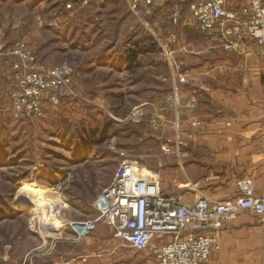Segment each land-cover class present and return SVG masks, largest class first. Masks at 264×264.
Listing matches in <instances>:
<instances>
[{"label": "rangeland", "instance_id": "obj_1", "mask_svg": "<svg viewBox=\"0 0 264 264\" xmlns=\"http://www.w3.org/2000/svg\"><path fill=\"white\" fill-rule=\"evenodd\" d=\"M189 2L180 1L182 22ZM181 24H172L167 4L154 6L139 18L124 0H0V44L14 45L23 40L48 65L69 62L76 71L75 87L80 94L58 108L47 104L40 119L16 121L8 110L14 79L8 72L7 58L0 60V131H5L8 150L17 152L10 153L7 166L0 167V194H10L14 183L28 180L49 185L52 199L59 197L62 203L65 199L69 202L67 208L57 207L60 232L43 230L35 206H19L15 190L13 202L22 213L0 222V264L9 262L3 258L4 252L25 253L38 241L44 246L42 249L51 251L58 249L59 241H71L61 248L68 249L75 241L69 226L61 228L64 221L94 216L90 204L112 182L123 159L160 154L161 133L157 129L162 127L149 123L151 114L145 113L138 121L128 118L140 105L148 111L154 106L170 108L169 96L178 85L171 76L179 73L175 65L165 68L156 64V58H171V48L181 37L191 41L196 50V32L181 34ZM144 30L161 47L165 40L167 48L157 50L156 43L155 53L141 57L145 67L137 69L140 82L132 85L130 74L118 72L114 66L120 64V54L124 56L127 47L144 36ZM144 72L156 79L148 80ZM119 78L118 89L114 84ZM85 141L92 149H84ZM13 160L15 163L11 164ZM149 166L156 168V161H150ZM55 167L59 173L54 181H49L45 170ZM15 179L17 183L13 182ZM46 212L58 221L48 207ZM59 236L62 238L54 239Z\"/></svg>", "mask_w": 264, "mask_h": 264}, {"label": "built area", "instance_id": "obj_2", "mask_svg": "<svg viewBox=\"0 0 264 264\" xmlns=\"http://www.w3.org/2000/svg\"><path fill=\"white\" fill-rule=\"evenodd\" d=\"M136 17L156 5L167 4L169 19L174 25L183 20L179 0H124ZM185 22L196 23L202 33L221 40L226 51L240 53L246 41L264 47V0H190ZM7 58L14 84L10 90L8 110L16 121L40 119L49 104L58 108L80 94L75 87L76 71L69 62L48 65L42 62L28 44L20 40L14 45L0 44V60ZM169 65H174L168 58ZM171 78L188 82L186 75ZM178 105V89L169 96ZM193 106V105H192ZM149 112V123L166 128L162 153L174 156L181 163L189 156V146L204 122L196 117L184 120L178 110L168 118L162 106L153 112L138 106L128 120L138 121ZM243 195L218 200L203 195L187 202L177 193H165L156 171L142 158H125L112 182L91 203V218L64 221L72 239L80 242L101 224L109 226L121 246L136 252L150 251L158 264H205L213 252L221 248V232L225 224L235 221L241 212L251 210L264 221V196L254 193L251 180L240 182ZM69 207L68 200L59 209ZM59 217L57 207H48ZM64 220V219H63ZM54 232H60L52 228ZM62 238L59 236L54 239Z\"/></svg>", "mask_w": 264, "mask_h": 264}, {"label": "crops", "instance_id": "obj_3", "mask_svg": "<svg viewBox=\"0 0 264 264\" xmlns=\"http://www.w3.org/2000/svg\"><path fill=\"white\" fill-rule=\"evenodd\" d=\"M181 25V34L196 32V50L182 37L171 48L169 59L179 75L189 80H174L178 105L175 108L171 101L169 109L163 107L164 114L173 118L176 109L184 120L196 117L204 126L183 163L162 153L169 133L166 128L157 129L160 154L142 158V162L147 166L156 161V168L149 167L157 172L163 192L180 194L187 202L203 195L218 200L236 198L243 195L240 182L246 179L251 180L255 195L264 196V47L248 40L240 53L226 51L220 39L202 33L197 24L184 21ZM164 42L162 50L167 48ZM38 242L25 253L6 251L3 258L15 264H158L149 250L141 254L121 246L105 224L68 249L61 250L71 241H59L58 249L52 251L42 249ZM205 264H264L262 216L245 210L225 224L221 248Z\"/></svg>", "mask_w": 264, "mask_h": 264}, {"label": "trees", "instance_id": "obj_4", "mask_svg": "<svg viewBox=\"0 0 264 264\" xmlns=\"http://www.w3.org/2000/svg\"><path fill=\"white\" fill-rule=\"evenodd\" d=\"M144 36L141 38V36L137 39H135V43L131 46L127 47V52L125 53L124 56H122L120 54L119 59L117 61H119V65H115L114 67H116L118 72L124 73L127 72L128 74H130V76L128 75L130 81L133 83L132 85H135L137 82H140V79H138L136 76V71L137 69H141L142 67H145V63L142 61V58L144 55L145 57L149 54H153L155 53L154 51H156L155 48H157V50L159 49L160 51L162 50V47L156 42L155 38L150 35L148 33V30H144L143 32ZM158 46L155 47L157 44ZM157 61L156 64L159 65H163L165 68L168 64L167 60H161L156 58ZM162 61V62H160ZM144 75L147 76V73L144 72ZM152 75V74H151ZM157 75V74H155ZM167 75V74H166ZM154 77L156 76H147L148 80H155ZM120 78L118 79V81L116 80L115 82V86L116 88H120ZM158 81V80H157ZM162 91V90H161ZM172 91V89H171ZM169 89V92H171ZM163 93V92H162ZM5 131L1 130L0 131V167L3 166H7L8 162L10 161L12 155H16L17 152H14L13 150H11V152L8 150L9 148V144H7L6 139L3 137ZM93 143V142H91ZM84 149H92V146H88V142H84ZM94 147V146H93ZM10 153L12 155H10ZM23 155V154H22ZM21 155V156H22ZM20 158V157H19ZM15 163V160H13L11 162ZM55 167V169L53 168H48L45 170V175H47L46 177L49 179V181H54L56 179V176L58 175V169ZM17 180L15 179L13 182H16ZM24 181V180H23ZM22 182V181H21ZM17 183V182H16ZM20 184V182H19ZM18 183L13 185L12 189H11V193L7 194V195H2L0 194V222L3 221H8L10 219H15L17 218L19 215H21L22 210L20 208L17 207V205L14 204L13 202V196H14V192L18 187ZM91 205V204H90ZM20 234V233H19ZM26 234V233H25Z\"/></svg>", "mask_w": 264, "mask_h": 264}, {"label": "bare ground", "instance_id": "obj_5", "mask_svg": "<svg viewBox=\"0 0 264 264\" xmlns=\"http://www.w3.org/2000/svg\"><path fill=\"white\" fill-rule=\"evenodd\" d=\"M16 194L18 196V200L22 201L23 203H29L30 205L35 206L34 208L36 213L41 216L43 221V230L52 228L59 230L61 223L60 219L57 217L58 221H56V218L54 219L49 214H47V212L50 213V211L46 212L47 207H59V205L62 203V201L58 199L59 197L52 199V187L49 185H37L34 182L26 180L19 184L16 189Z\"/></svg>", "mask_w": 264, "mask_h": 264}, {"label": "water", "instance_id": "obj_6", "mask_svg": "<svg viewBox=\"0 0 264 264\" xmlns=\"http://www.w3.org/2000/svg\"><path fill=\"white\" fill-rule=\"evenodd\" d=\"M16 201H17L18 205L21 206L22 208H27L30 206L29 203H23L22 201H20L18 199H16Z\"/></svg>", "mask_w": 264, "mask_h": 264}]
</instances>
